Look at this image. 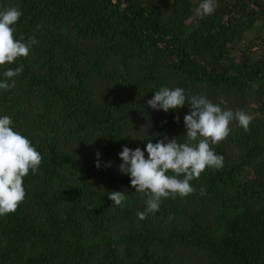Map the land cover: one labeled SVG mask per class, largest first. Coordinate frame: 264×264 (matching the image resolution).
<instances>
[{
  "label": "trees",
  "instance_id": "obj_1",
  "mask_svg": "<svg viewBox=\"0 0 264 264\" xmlns=\"http://www.w3.org/2000/svg\"><path fill=\"white\" fill-rule=\"evenodd\" d=\"M215 2L201 19V0H0L22 13L15 38L37 41L0 66V82L23 66L0 90V116L43 157L24 202L0 217V264H264V0ZM161 87L253 120L212 146L222 169L141 220L147 196L119 171V153L186 140L187 104H147Z\"/></svg>",
  "mask_w": 264,
  "mask_h": 264
},
{
  "label": "clouds",
  "instance_id": "obj_2",
  "mask_svg": "<svg viewBox=\"0 0 264 264\" xmlns=\"http://www.w3.org/2000/svg\"><path fill=\"white\" fill-rule=\"evenodd\" d=\"M216 8L215 0H201L195 9V15L203 19L214 14ZM21 15L17 7L0 11V66L27 58L31 46L37 43L35 37H30L27 43L23 42V37L19 40L15 38L14 25L19 22ZM22 71V65L14 70H6L3 75L7 79L0 82V90H10L14 86L13 78ZM8 80H13V84L10 85ZM220 103L225 102L221 99ZM147 104L154 110H163L166 113L183 108L187 104L189 113L184 116L183 121L186 127L185 142L180 143L176 138L165 137L167 141L164 138L152 143L150 139L145 150H133L125 146L119 153L123 161L119 165V171L129 174L131 186L135 191L147 196L146 211L137 213L141 220L146 219L148 214L158 212L162 199L194 194L195 189L190 181L199 179L208 168H223L224 158L217 155L212 146L228 138L233 122L245 132H250L249 125L253 120L251 115L242 110H224L204 96L187 95L180 87H161L155 91ZM176 120L179 122V117ZM12 125L11 117L0 116V217L15 213L24 202L26 191L23 180L30 171L36 173L43 159L32 142L14 131ZM99 155L97 153L98 169L101 166ZM107 166L111 167V163ZM200 194L206 195L203 187ZM108 199L113 205L122 206L127 196L124 192L114 191L108 193Z\"/></svg>",
  "mask_w": 264,
  "mask_h": 264
},
{
  "label": "water",
  "instance_id": "obj_3",
  "mask_svg": "<svg viewBox=\"0 0 264 264\" xmlns=\"http://www.w3.org/2000/svg\"><path fill=\"white\" fill-rule=\"evenodd\" d=\"M256 7V5H254Z\"/></svg>",
  "mask_w": 264,
  "mask_h": 264
}]
</instances>
